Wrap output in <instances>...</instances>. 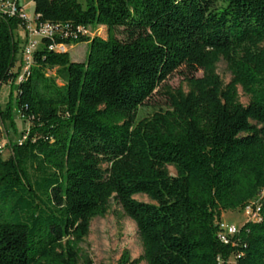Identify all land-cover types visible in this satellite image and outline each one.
<instances>
[{"label": "trees", "instance_id": "1", "mask_svg": "<svg viewBox=\"0 0 264 264\" xmlns=\"http://www.w3.org/2000/svg\"><path fill=\"white\" fill-rule=\"evenodd\" d=\"M31 1L36 22L60 34L39 40L17 82L24 21L0 13V85L15 90L0 121L14 131L16 110L28 122L0 156V264H78L88 223L111 198L145 264H264V196L233 246L216 236L222 212L264 192V0ZM101 27L104 39L83 33ZM79 43L73 62L66 49ZM178 69L188 90L166 89L165 109L135 120ZM117 264L136 261L123 253Z\"/></svg>", "mask_w": 264, "mask_h": 264}, {"label": "rangeland", "instance_id": "2", "mask_svg": "<svg viewBox=\"0 0 264 264\" xmlns=\"http://www.w3.org/2000/svg\"><path fill=\"white\" fill-rule=\"evenodd\" d=\"M81 5L84 0H77ZM19 4L24 8V14L32 20V8L30 6L31 0H18ZM20 30L15 31V38L19 41L18 34ZM90 36H97L100 38L106 37L104 28H92L87 32ZM25 39V38H24ZM25 41V40H24ZM22 45V43H20ZM67 50V49H66ZM67 53L73 62H80L84 58L85 44L79 43L68 48ZM215 73L217 74L221 85H226L230 80V74L227 71L225 64L219 60L215 66ZM48 74H51L48 73ZM183 69H178L170 74L154 91L151 98L138 107L135 120L150 116L158 109H165L164 91L181 89L183 92L188 90L187 84L184 81ZM201 73L197 72L196 76ZM16 84V83H15ZM11 89V98L14 99V86L10 88L9 84L0 85V112L3 111L4 104L8 101V94ZM237 101L242 106L248 102V96L244 95L239 87L236 88ZM12 120L14 123V131L5 122L0 121V156L2 159L7 158L9 149L5 146L9 142H17L21 139L22 132L28 129V122L23 119L16 110L12 111ZM104 167V165H102ZM170 176H174V171L171 167H166ZM261 193L258 194L249 204L252 210L256 202L260 199ZM133 199L143 203H152L144 195L137 194ZM120 208L112 198L108 203V210L102 217H94L88 223V229L85 237L78 244V264H82V260L87 258L92 264H117L119 258L123 253H126L129 261H136V264H145L141 259L142 248L139 239L136 235L135 226L133 222L127 217H121ZM253 215L245 209L222 212L218 223L224 226L233 225L239 228L247 221H253ZM225 264H234L232 257H228Z\"/></svg>", "mask_w": 264, "mask_h": 264}, {"label": "built area", "instance_id": "3", "mask_svg": "<svg viewBox=\"0 0 264 264\" xmlns=\"http://www.w3.org/2000/svg\"><path fill=\"white\" fill-rule=\"evenodd\" d=\"M0 13L6 14L8 16L17 17L24 21L23 27L21 29L24 31V42L21 45L20 49V72L17 77V82L24 77L29 68L32 66V53L36 49V47L39 44V40L41 38H53L54 36H57L60 34V28L56 24H51L48 22H36L34 17L31 19H28L21 7L18 6L17 0H0ZM83 33L87 34V31H84ZM50 50L62 52L65 50V47L62 45H52L48 47ZM18 113V112H17ZM19 114V113H18ZM23 137H21L20 140H22ZM18 140L17 142H19ZM1 151V147H0ZM262 198L264 196V192H260ZM259 193V194H260ZM260 200V199H259ZM258 200V201H259ZM258 201L256 202V205L253 207L252 210H249L251 207L247 206L244 208L246 211L248 210L250 214L253 215V219L257 220V211H258ZM218 230L216 232V236L218 241L223 245H231L233 246L235 244V237L238 233V228H235L233 225H227L224 226L223 224L218 223ZM233 262L235 264V259L238 257L236 255H231ZM218 264L221 263L219 259H217Z\"/></svg>", "mask_w": 264, "mask_h": 264}, {"label": "crops", "instance_id": "4", "mask_svg": "<svg viewBox=\"0 0 264 264\" xmlns=\"http://www.w3.org/2000/svg\"><path fill=\"white\" fill-rule=\"evenodd\" d=\"M17 4H18V6L19 7H21V9L23 10V12H24V8H23V6H26V4H24V5H20L19 4V2H18V0H17ZM30 4V6H31V8H32V10H33V4H32V1L29 3ZM33 15V14H32ZM26 16V15H25ZM27 17V16H26ZM28 18V17H27ZM29 19V18H28ZM102 28V27H101ZM19 30H20V32H19V34H18V38H19V42L20 43H23L24 42V31L21 29V28H19ZM71 47V46H70ZM70 47H67V50H68V48H70ZM18 63H19V65H20V56H19V61H18Z\"/></svg>", "mask_w": 264, "mask_h": 264}]
</instances>
